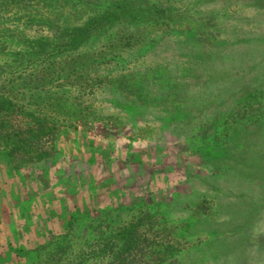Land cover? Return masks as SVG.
I'll return each instance as SVG.
<instances>
[{
	"label": "rangeland",
	"instance_id": "374dc122",
	"mask_svg": "<svg viewBox=\"0 0 264 264\" xmlns=\"http://www.w3.org/2000/svg\"><path fill=\"white\" fill-rule=\"evenodd\" d=\"M263 89L264 0H0V264H264Z\"/></svg>",
	"mask_w": 264,
	"mask_h": 264
},
{
	"label": "trees",
	"instance_id": "16d2710c",
	"mask_svg": "<svg viewBox=\"0 0 264 264\" xmlns=\"http://www.w3.org/2000/svg\"><path fill=\"white\" fill-rule=\"evenodd\" d=\"M7 2H14L17 0H5ZM104 17V16H103ZM103 17L95 18L92 22H90V25L87 26H75L71 29H65L66 33L64 38H61V40L54 44V49L63 47L67 48L69 45H79L83 43L92 32L97 30L100 26H103L105 22H103ZM57 45V46H56ZM48 48L42 47L39 51H46ZM264 92V89L262 90ZM252 94V93H251ZM250 109V108H247ZM253 115H255L253 110H250ZM43 124V123H41ZM48 133L47 130H45L44 127H41L37 133H35L31 140H40L44 136V134ZM13 141V140H12ZM25 142V139L17 140L12 143V147L14 149L22 147L23 143ZM83 211H85V208H83ZM81 206L73 204L71 206L69 211V215L67 217V225L70 227L73 224V219L75 215L80 212ZM150 214L146 213L142 216H140L136 221L132 222L131 224L127 225L123 230H121L120 235H118L115 238H111L109 242L106 243L105 249L107 251H111V258L107 260L105 263H102V260L99 262V264H145L149 260L145 258L146 253H150L152 248L159 243L158 240H151L148 236H146V231L142 232L140 230V227L142 225V222L146 217H148ZM151 227L148 228V230ZM154 244V245H153ZM250 245V244H249ZM257 246V245H256ZM251 247V246H249ZM23 247H17L15 249V256L21 257L22 256ZM26 255L29 254L28 251H25ZM253 260V258H252ZM251 260V261H252Z\"/></svg>",
	"mask_w": 264,
	"mask_h": 264
}]
</instances>
